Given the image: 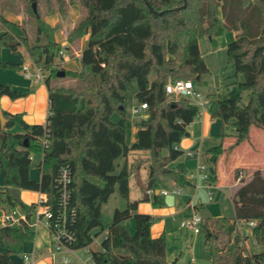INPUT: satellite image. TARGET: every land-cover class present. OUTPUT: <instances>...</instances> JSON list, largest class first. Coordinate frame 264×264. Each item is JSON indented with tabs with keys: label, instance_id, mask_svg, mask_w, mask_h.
<instances>
[{
	"label": "trees",
	"instance_id": "obj_1",
	"mask_svg": "<svg viewBox=\"0 0 264 264\" xmlns=\"http://www.w3.org/2000/svg\"><path fill=\"white\" fill-rule=\"evenodd\" d=\"M4 1L0 0V68L18 69L1 57L3 49H16L10 47L14 37L6 29ZM57 4L61 14H66L68 6H79L83 15L66 39L75 44L87 36V43L79 70L64 72L63 78L72 81L66 87L51 82L52 76L59 78L55 59L61 49L50 38L41 42L42 23L38 21L37 43L26 38L19 43L29 59L42 66L41 71L50 72L43 76L49 106L44 125H29L21 114L2 111L6 123L0 129V210L7 216L15 212L20 201L13 198L11 189L34 191L46 197L43 206L52 212L51 223H55L62 195L61 170L67 168V210L72 213L68 226L75 237L74 247L90 246L104 234L102 251L93 252L96 264H175L176 259L166 261L164 234L151 235L159 219L138 213L137 202L129 200V179L145 166V193L158 189L163 176L186 185L183 166L163 169L182 155L175 147L200 109L189 99H170L165 86L190 81L201 93L209 73L199 51L202 37L214 43L226 31L237 33L226 45L227 62L234 76H243L236 86L247 92L246 104L240 105L229 93L205 95L210 118L219 120V136H224L223 127L230 121L235 129V144L227 150L249 141L252 127L264 130V0H57ZM133 84L136 102L146 104L147 109L146 117L138 122L135 142L128 144L126 101ZM2 96L16 100L26 93L0 83ZM14 127L19 132H10ZM131 151H145L148 156L130 165L127 161L119 164ZM209 151L216 164L225 150L219 144ZM32 154L42 156L39 181L29 174ZM242 173V169L234 172L239 182L232 193L234 216L204 218L202 231L211 264H264V252L247 253L239 233L224 247L231 220L252 222L253 243L264 246V169ZM115 192L126 206L115 209L104 226L101 208ZM153 204L160 205L157 195ZM34 208L32 204L18 226L0 227V264H22L14 256L34 238L30 223ZM130 219L133 232L126 226Z\"/></svg>",
	"mask_w": 264,
	"mask_h": 264
},
{
	"label": "rangeland",
	"instance_id": "obj_2",
	"mask_svg": "<svg viewBox=\"0 0 264 264\" xmlns=\"http://www.w3.org/2000/svg\"><path fill=\"white\" fill-rule=\"evenodd\" d=\"M65 3H68L69 0H63ZM35 6V13L32 9V5ZM4 10L2 11L3 16L9 22L6 26V29L13 35L14 41L12 43H16L14 45L19 53L24 57V59L28 60L29 57L25 50L23 44H20L23 41V38H26L27 41L31 44L37 43L38 37V29L39 22L43 24V32L40 35L41 42L45 43L48 38L54 40L57 44H59V49L68 47L65 50V58L62 59L60 55H57L55 59V65L57 72L59 71H78L80 68L79 58L81 56L82 50L86 46L87 36L78 41L75 44H69L67 42V33L75 25L78 20L83 15L82 10L78 5H71L67 7L66 14H61L59 12V6L57 4V0H37L29 2L28 0H5L2 3ZM38 16V20H37ZM39 21V22H38ZM237 33L234 32H224L222 35L216 37L214 39V43H211L210 40L206 37H202L200 39V49L203 54L202 58L205 61L209 73L207 75L206 81L207 85L205 87H201L200 91L203 96L207 93H217L219 95H224L226 93L232 94L238 98L239 104H246L248 99V94L246 91H239L236 83L231 85H226L233 81L239 82L243 80V76L241 74L234 75L233 66L228 64L227 62V53H226V45L235 37L234 35ZM66 43V45H65ZM210 49L211 53H206L205 49ZM6 50L3 52L2 61L5 62L12 55L11 48H5ZM30 60V59H29ZM28 63V61H27ZM38 67L42 69L41 65H35L30 60V71L32 72L33 68ZM3 70H12V69H4ZM16 71V69H13ZM18 72V71H17ZM44 78L50 75L49 71H41ZM19 76L17 79H13V82L16 84H21V79L25 80L22 69L18 72ZM12 80V79H11ZM25 81L29 82L31 87L26 91L23 87H12L15 90L22 91L26 93V96L19 98L24 99V103L27 106L32 108V111L36 113V122H42L41 124H45L47 114H48V97H47V88L44 84V79L39 80L37 83H34L33 80L26 79ZM51 82L55 86L66 87L72 84V81L64 78H55L52 76ZM5 84V83H4ZM10 84V83H8ZM7 85V84H6ZM136 86L133 84L132 89L127 93V101H126V125H127V135L126 141L127 143H131V138L133 135V128L138 127V122L141 120L140 114H133L132 109L138 105L134 98V90ZM32 94V96H30ZM30 96V98H28ZM28 98V100H26ZM170 98V97H169ZM172 99V98H170ZM11 100V99H10ZM18 100V99H16ZM12 100V101H16ZM146 116V112L142 113ZM23 116V114L21 113ZM144 117V116H143ZM142 117V119H143ZM40 124V123H37ZM259 129V128H257ZM225 132L230 130H234V127L231 124V121L224 126ZM12 133L19 132L18 127H14L10 130ZM255 135V134H254ZM220 136H218V141L216 145L220 144ZM147 155L145 151H131L129 153V158L138 159L141 156ZM40 156L39 154H32V157ZM33 164H31V168L33 169ZM242 169V168H241ZM243 173L246 174L245 169H242ZM2 186L0 180V187ZM212 199L208 201V190H204L201 193V198L204 201L203 210L199 212V215L204 218V216H208L212 214L211 209H216V212H220L223 216L228 213L225 211V205L217 202V190H211ZM208 198V199H207ZM38 193L34 191L23 190L20 194L19 204H17L15 212L11 214L14 218H19L23 213H27L30 209L32 202L38 201ZM34 203V205L36 204ZM210 205L207 207L206 204ZM126 206V202L115 192L108 201L102 205L101 208V217L102 223L104 226H107L112 219V215L115 209H124ZM35 209V208H34ZM209 209V210H208ZM38 208L31 212L30 215V223L32 224L37 222L38 227L34 226V238L30 241H26L23 245V249L20 254L14 256V259L17 262L21 263L22 255H26L28 257H32L35 251L41 252L42 255L39 257L41 262L37 264H43V262L47 261L44 259L49 253V236L48 231L45 227V224L42 218H39L37 214ZM189 211L176 215L175 217L165 218V231L162 233L165 236L166 240V261L172 262L176 259L175 264H211L208 252L206 250L204 244V232L201 230L198 234H194L189 230L183 229L180 227V224L188 219L191 215H189ZM3 211L0 210V226L3 224ZM127 228L133 232V221L130 219L126 223ZM236 226V225H235ZM239 230L242 231L244 235H247L249 240L247 241L248 248L247 253H259L264 252L261 249H264V246L257 245L253 243L251 237V227L249 224H239ZM161 235V234H160ZM104 238V234L99 236L92 243L91 248L94 251H98L100 249V244L102 239ZM252 248H255L252 249ZM43 260V261H42Z\"/></svg>",
	"mask_w": 264,
	"mask_h": 264
},
{
	"label": "crops",
	"instance_id": "obj_3",
	"mask_svg": "<svg viewBox=\"0 0 264 264\" xmlns=\"http://www.w3.org/2000/svg\"><path fill=\"white\" fill-rule=\"evenodd\" d=\"M235 36L236 34L234 35V37ZM198 45L200 54L201 56H203L200 49V40L198 42ZM5 50L6 49H3L1 52L2 58L3 52ZM205 51L206 53H211L210 49L206 48ZM11 52L12 55H10L9 58L5 60V62H10L17 65L18 69H16V71L13 69H0V83H5L11 87L21 86L23 87V89H25L24 91H26V89L28 90L29 87H31V85L29 84V82L25 81V78V80L21 79V84L20 81L18 84H16V82H13V79L18 80V72L20 71V69H22L23 66H30V60L24 59V57L19 53L17 48L15 50H11ZM234 83L237 82L233 81L226 85L229 86ZM135 93L136 88L134 90V95ZM30 96H32V94H30ZM30 96H28V98H30ZM217 96L221 97L222 95L217 94ZM28 98L26 100H28ZM23 100L24 99H18L16 101H12L7 96H2L0 98V109L1 111H5L10 114L22 113L23 116H21L23 121L29 125H43L41 124L42 122H36L37 112H33L32 108L27 106ZM137 106L139 105H136V107ZM143 112L144 111L140 113L141 119L143 116V119L146 117L142 114ZM219 129V120L211 119L207 110L204 109H200L198 116L186 128V133L183 139L177 145V149L182 152V155L175 161L171 162L166 168L167 170H177L179 166H183L186 169V174L184 177L187 183L185 186H180L173 180L163 176L161 177V183L159 188L153 191L152 194H147L143 190L147 180V167H142L136 173V175L130 177L129 200L132 202H137L136 211L140 214H148L159 219L158 222L155 223L150 229L152 237H158L165 231V218L175 217L176 215L187 211H189V215H192L194 212H197L199 214V212L203 210L204 207V201L200 197L201 193H203L204 190L209 191L208 197L211 193V199V190H217L219 193L217 195L216 201L220 204H224L225 211H228V213L223 216L222 214H220V212H216V209L212 210V208V214L204 216V218H232L234 216V210L232 206V193L239 184L238 180L235 179V170L241 168L245 169L246 173L249 175L256 169H264V130L257 129L256 127H252L250 129L249 141L235 145L234 148L229 151L227 150V148L235 144V129L233 131L230 130L228 132H225L223 127L224 136L219 138L220 144L222 145V148L225 151L218 158L216 164H214V155L209 150L217 146L216 144L218 141ZM137 131L138 127L133 128L131 143L128 144H132L135 142ZM188 153H191V155H188ZM147 156L148 153L145 156H141V158H145ZM31 159L34 167L33 169H30V177L33 180L39 181L41 177V169L39 167V164L42 159V156H36V158L31 156ZM135 159L129 158L128 154L126 159H121L118 162L119 164H122L124 161H127L130 165ZM199 165L205 166L204 174H206L207 176V179L205 181H201L200 179L202 173L198 170ZM0 189H3V186H1ZM176 190L180 191V193L176 194L174 192ZM21 192L22 191L19 190V198ZM163 192H166L167 194L163 195ZM39 195L40 193H38V197ZM156 195L158 196V201L160 204L159 206H155L153 204V197ZM144 198L146 200H143ZM208 201H210V199H208ZM34 203L36 202H32V204ZM206 206L210 207L208 203L206 204ZM25 216V213H22L20 215V217ZM239 224L242 223H238L236 220H231L228 227V233L224 247L230 245L233 242L234 235L236 233H239L241 238L243 239V247L247 251V249H249L247 245V241L249 240V238L247 235H244L241 230H239ZM249 225L252 230V224L249 223ZM1 226H3V224ZM34 226L38 227V224L35 222ZM34 226H32V228H34ZM252 249L255 250V248ZM261 251H264V249H261ZM249 254H253V252ZM39 262H41V259L39 260ZM43 264H47V261L43 262Z\"/></svg>",
	"mask_w": 264,
	"mask_h": 264
},
{
	"label": "built area",
	"instance_id": "obj_4",
	"mask_svg": "<svg viewBox=\"0 0 264 264\" xmlns=\"http://www.w3.org/2000/svg\"><path fill=\"white\" fill-rule=\"evenodd\" d=\"M67 48V46L62 48L58 53L62 59L66 57L65 50ZM32 70L33 71L31 72L30 66L22 67L25 79H32L34 83L43 79L40 68L35 67ZM165 93L168 97L172 98V100H177L179 98L189 99L191 103L199 107V109H207L208 102L205 96L197 91L190 81L179 80L169 82L165 86ZM145 109H147L146 104H140L132 109V113L134 115L140 114ZM188 155H191V153H188ZM198 170L202 173L200 176L201 181H205L207 179L206 174H204L205 166L199 165ZM59 182L62 185V195L55 223H51L53 217L52 212L47 206H43V203L46 201L44 195L40 194L39 199L35 204V209L38 208L37 214L39 218H42L49 235V253L45 257V259H47V264H96L93 258L94 250L91 248L92 244L82 248L74 247L75 237L68 226L72 213L67 210V200L69 197L67 185L70 182L69 171L67 168H62ZM174 192L176 194L180 193V191L177 190ZM146 193L152 194L153 191L148 190ZM166 194V192H163V195ZM209 199H211V193L209 194ZM24 219L25 217L14 218L12 216L4 215L2 220L3 225L8 224L10 226H18L20 221ZM203 221L204 219L197 212H194L188 219L180 224V227L189 230L194 234H198L202 230ZM250 224H252L253 227V223L251 222ZM34 225L35 223L32 224V226ZM99 250L102 251L101 247ZM20 257L22 264H36L40 260L39 257H41V253L36 251L32 257L26 255Z\"/></svg>",
	"mask_w": 264,
	"mask_h": 264
},
{
	"label": "water",
	"instance_id": "obj_5",
	"mask_svg": "<svg viewBox=\"0 0 264 264\" xmlns=\"http://www.w3.org/2000/svg\"><path fill=\"white\" fill-rule=\"evenodd\" d=\"M146 6H147V4H145ZM184 6V5H183ZM32 9H33V11H34V13H35V6H34V4L32 5ZM154 14H157L156 12H153ZM14 45H16V43H10V47H12V46H14ZM64 75H65V73L63 72V71H59V72H57L56 73V76L57 77H59V78H63L64 77ZM5 123H6V119L4 118V116H3V113H2V111H1V109H0V129L1 130H3L4 129V125H5ZM187 135V134H186ZM165 171H167V169L165 168V169H163V172H165ZM10 193H11V195L13 196V198L15 199V200H18L19 199V190L18 189H11L10 190Z\"/></svg>",
	"mask_w": 264,
	"mask_h": 264
}]
</instances>
